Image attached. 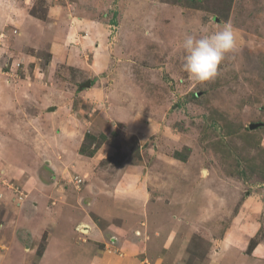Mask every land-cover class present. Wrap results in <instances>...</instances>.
Returning <instances> with one entry per match:
<instances>
[{
	"label": "rangeland",
	"instance_id": "obj_1",
	"mask_svg": "<svg viewBox=\"0 0 264 264\" xmlns=\"http://www.w3.org/2000/svg\"><path fill=\"white\" fill-rule=\"evenodd\" d=\"M0 2L24 18L0 24V264H40L61 204L104 227L94 173L163 229L159 264H264V0ZM225 22L237 48L194 82L185 34ZM58 245L41 264H88Z\"/></svg>",
	"mask_w": 264,
	"mask_h": 264
},
{
	"label": "crops",
	"instance_id": "obj_2",
	"mask_svg": "<svg viewBox=\"0 0 264 264\" xmlns=\"http://www.w3.org/2000/svg\"><path fill=\"white\" fill-rule=\"evenodd\" d=\"M17 10L18 9H15L11 5L0 2V24L4 21L12 23L15 21L16 23L19 21L23 22L24 18L20 20L17 19L20 17V14L17 15L15 12ZM98 153H102V150H97L94 157L91 159L97 160ZM88 161H84L88 164L85 167L87 168L88 166V168H93L89 159ZM54 180H56V177ZM78 182L83 183V188L77 197L86 196L85 194L89 195L91 201L87 206L90 208V214L93 213L96 215L98 220L103 219L106 225L100 227L96 218L94 219L89 214L80 212L79 210H73V204L68 207L61 204V206H65L64 208L62 207V216L59 217L57 222L50 227L51 231L40 258V264L50 253L52 247L58 245V243L60 248L65 247L66 249H69L67 247L70 245V247L73 248L72 253L76 257L88 254L86 257L88 264H144L146 261L148 264H159L162 261H165L166 255L163 254V251L167 252L168 248L165 246L162 250V243L164 241L162 237L163 229L156 224L154 217L148 216L149 213L146 208L145 215L142 218L138 211L137 202L133 200L127 201V197L120 194V190H118L119 188H117V186L122 182L121 178L115 183V187L110 185L108 190L103 188L101 176L97 173H94L93 177L89 176V179L86 181L82 178L78 180ZM58 186L59 185H57L56 188ZM70 186L71 189L74 190V187L72 185ZM70 186L68 187L69 190ZM92 186L95 188L90 190ZM104 201L106 202V209L104 207L102 210ZM124 211H127L130 214L129 219H122L120 224L115 227V230L111 231L113 242H115L113 243V245H115L113 248L114 250H106L104 248L101 253L94 254L93 252L95 248L101 245L104 247V244L107 242L105 232L106 229L110 228L108 224L112 219L111 217L116 212L123 214ZM77 223L79 226L85 228L84 234L80 233L83 241L76 240L74 226ZM77 245H80L79 251L76 250ZM62 255L63 251H60L59 257ZM232 256L233 254L227 253L228 258H232ZM238 261H241V264H251V262L245 257H241ZM226 262L228 264L230 263L228 260H226Z\"/></svg>",
	"mask_w": 264,
	"mask_h": 264
},
{
	"label": "clouds",
	"instance_id": "obj_3",
	"mask_svg": "<svg viewBox=\"0 0 264 264\" xmlns=\"http://www.w3.org/2000/svg\"><path fill=\"white\" fill-rule=\"evenodd\" d=\"M237 30L231 22L210 34L199 37L185 34L181 47L184 51L183 70L194 82L213 80L226 55L237 48Z\"/></svg>",
	"mask_w": 264,
	"mask_h": 264
},
{
	"label": "built area",
	"instance_id": "obj_4",
	"mask_svg": "<svg viewBox=\"0 0 264 264\" xmlns=\"http://www.w3.org/2000/svg\"><path fill=\"white\" fill-rule=\"evenodd\" d=\"M84 231V230H83Z\"/></svg>",
	"mask_w": 264,
	"mask_h": 264
}]
</instances>
